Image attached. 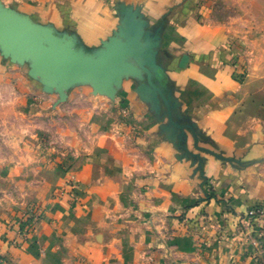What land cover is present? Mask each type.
Segmentation results:
<instances>
[{"label":"crops","instance_id":"0c3cea01","mask_svg":"<svg viewBox=\"0 0 264 264\" xmlns=\"http://www.w3.org/2000/svg\"><path fill=\"white\" fill-rule=\"evenodd\" d=\"M0 20L26 37L0 25V264H264V0H0ZM14 209L40 212L22 242Z\"/></svg>","mask_w":264,"mask_h":264},{"label":"built area","instance_id":"2783aa9c","mask_svg":"<svg viewBox=\"0 0 264 264\" xmlns=\"http://www.w3.org/2000/svg\"><path fill=\"white\" fill-rule=\"evenodd\" d=\"M64 184L58 189V196L60 198L69 199V203L73 208H77L81 204V187L78 177L75 173H69L66 176ZM264 216V206L254 205L249 207L247 211V217L249 219H255ZM40 218L39 210H30L25 213L19 223L14 225L15 232L17 231V238H20V242L28 239L36 230L37 223ZM18 244H20L18 242Z\"/></svg>","mask_w":264,"mask_h":264},{"label":"rangeland","instance_id":"374dc122","mask_svg":"<svg viewBox=\"0 0 264 264\" xmlns=\"http://www.w3.org/2000/svg\"><path fill=\"white\" fill-rule=\"evenodd\" d=\"M75 104V103H74ZM103 104V103H102ZM107 103H106V101L104 102V104H103V107L106 105ZM68 105V104H67ZM69 105H73V103H69ZM82 105L84 106L85 105V103H82ZM88 105V104H87ZM73 117V116H72ZM71 121H73V119H71ZM70 158V157H69ZM71 159V158H70ZM69 159V161L68 162H64L63 164L65 165L64 166V169H65V171H70V170H72L73 171V162L71 161ZM66 178L67 177H65V180H66ZM79 180V182H81L80 181V179H78ZM65 182V181H64ZM64 184V183H63ZM62 184V185H63ZM61 187V186H60ZM59 187V188H60ZM80 187H81V190H82V186H81V184H80ZM62 199V198H61ZM63 201H65L66 202V204H67V206H68V208L70 209V210H75V208H73L71 205H70V203L68 202L69 201V199H67V198H63L62 199ZM25 212H26V209H21V210H13L12 212H9V213H7V217L4 219V224L6 225V228L7 229H9L10 230V232H11V234H12V230H13V226H12V224H14V221L17 219V217H19L20 216V218H22V216L23 215H25ZM19 218V219H20ZM2 226H3V224H2ZM15 233V235L17 234V231L16 232H13V234ZM88 261H89V259H87V258H85V260L84 259H82V264H89L88 263ZM68 262L69 261H67V263L66 264H68ZM7 264V263H6ZM69 264H73L72 262H69Z\"/></svg>","mask_w":264,"mask_h":264},{"label":"water","instance_id":"95a60500","mask_svg":"<svg viewBox=\"0 0 264 264\" xmlns=\"http://www.w3.org/2000/svg\"><path fill=\"white\" fill-rule=\"evenodd\" d=\"M0 25L7 26V27H9L11 30H13L15 33H17L20 37H23L24 39L26 38V37L21 33V31L18 30V29H17L12 23H10V22L4 21V20H0ZM27 41L30 42V43H32L37 49H40L41 51H44V52L48 55L51 64L54 65L55 67H58V68H59V66H57L56 63L54 62L53 57H52V55H51L50 52H48L47 50L43 49L41 46H39L38 44H36L34 41L32 42V41H30L29 39H27Z\"/></svg>","mask_w":264,"mask_h":264}]
</instances>
